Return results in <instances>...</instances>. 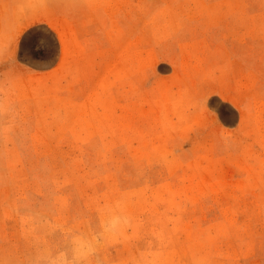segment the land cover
Here are the masks:
<instances>
[{"label": "rangeland", "instance_id": "374dc122", "mask_svg": "<svg viewBox=\"0 0 264 264\" xmlns=\"http://www.w3.org/2000/svg\"><path fill=\"white\" fill-rule=\"evenodd\" d=\"M0 264H264V0H0Z\"/></svg>", "mask_w": 264, "mask_h": 264}, {"label": "bare ground", "instance_id": "6f19581e", "mask_svg": "<svg viewBox=\"0 0 264 264\" xmlns=\"http://www.w3.org/2000/svg\"><path fill=\"white\" fill-rule=\"evenodd\" d=\"M212 91H213V90H212ZM209 93H210V92H209ZM209 93H208V94H209ZM206 98H207V97H206ZM206 98H205V99H206Z\"/></svg>", "mask_w": 264, "mask_h": 264}]
</instances>
